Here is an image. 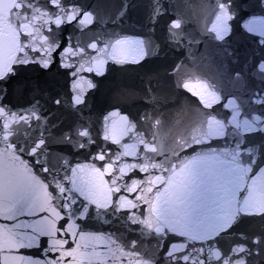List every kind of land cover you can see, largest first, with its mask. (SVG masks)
I'll list each match as a JSON object with an SVG mask.
<instances>
[{
  "label": "snow or ice",
  "instance_id": "6c2138e0",
  "mask_svg": "<svg viewBox=\"0 0 264 264\" xmlns=\"http://www.w3.org/2000/svg\"><path fill=\"white\" fill-rule=\"evenodd\" d=\"M58 12H49L38 7L36 0H0V81L6 80L14 74V65L39 63L42 68H48L52 63V53L60 47L58 41L42 33L44 25L55 23L57 27L65 22L76 20L81 15V10L73 7L65 9L62 0H50ZM219 11L215 15L208 33H215L216 40H223L230 31L227 21L232 19L228 12V5L223 0H217ZM123 14V13H121ZM164 9L160 0H154L151 19L156 22ZM79 20L81 26L92 23V13L83 12ZM44 17H47L45 20ZM54 17V19H53ZM184 21L177 16L168 26L169 39L179 45L185 37L182 29ZM256 22L247 25L250 32H259L262 37L260 43L264 44V21L259 22V27H253ZM51 32V28H49ZM39 36V40L37 37ZM24 37V39H22ZM131 38L117 39L110 45L105 44L103 52L117 63L125 61L121 56L135 55L143 52L144 41L134 43L141 46L136 49L122 48L121 45L130 42ZM25 40L27 42H25ZM191 43L192 41L189 40ZM38 45L42 55L39 58L29 57L28 48L37 51ZM88 47L97 49L94 42ZM83 48L74 50L69 40L68 47L60 53L61 66L71 67L65 63L70 56H80ZM23 54V55H21ZM146 54V53H145ZM141 58H143L141 56ZM100 60L99 63H103ZM136 62V61H133ZM84 63L96 64L97 57H92ZM179 65L177 69H179ZM256 73L264 80V59L255 66ZM84 69L80 67L72 73L73 77ZM93 71V67L86 69ZM102 74V73H97ZM189 74L182 87L195 96H199L205 108H212L213 103L219 101L220 96L215 91V85L206 80ZM237 79L240 74L237 73ZM178 86L179 82H178ZM88 87H94L91 81ZM197 87L209 89L214 97L212 102H207ZM79 89L78 83H73V91ZM3 91V89H0ZM62 101L57 99L59 105ZM83 91H77L73 97V107L82 104ZM264 104V96L256 101ZM235 100H230L225 107L235 105ZM239 105L233 109V119L225 122L217 119L215 115L199 113L194 126L190 131L179 135L173 147L169 148L164 142V137L159 135L162 125L160 118L150 125L146 132H136L138 143L143 145V152L137 151V145L122 144L124 151L117 153L115 160H109L103 167L92 164L77 163L71 167L70 162L63 156H56L52 161L46 157L48 152L49 136L46 133L48 117L42 115L37 105L22 110H12L5 105H0V217L17 221V218L27 211L34 215L36 211L48 212L34 222L19 221L11 225L0 224V264H124L125 259H135L136 264H158L156 260L144 259L136 251L137 243L132 241L130 246L119 243L118 237L112 234L85 232L75 223V213L72 205L76 199L72 193L79 192L88 204H81L83 212L79 218L88 214L89 204L96 208L111 211L113 215L125 212L127 219L132 224L141 225V235L149 236L153 233L158 241V246H163L162 241L168 235L183 237V243H173L163 255L165 264H213V261L222 264H247L246 257L251 255V250L244 244H237L227 252L217 247L218 239L222 234L237 222L241 215L264 217V167H259L257 160L258 149L255 146H246L245 133L264 132V119L261 116H252L241 123L235 119L239 115ZM116 116L118 113H111ZM33 119L36 121L33 127ZM109 117H105V121ZM125 127L113 128V143L120 145V136L128 135L135 131L137 125L127 116L121 117ZM152 120L151 114L145 113L141 121L147 124ZM232 126L229 131V126ZM24 130L28 138L24 146L11 141L12 137ZM39 129L40 135L33 138L32 133ZM151 136L148 139L147 136ZM78 138H86L80 142ZM104 139L108 140V130L105 129ZM62 142L73 144L74 147L84 148L92 143L88 129L78 131L73 137L69 132L61 137ZM209 140H223L224 146L218 148L207 147V150L197 151L193 146H206ZM31 148L30 152L27 149ZM183 150H191L194 154L181 158ZM25 153L36 158V164L44 174L40 179L29 166L27 161L21 160L17 153ZM165 153H171L166 156ZM135 156L143 160L142 163H122L116 168V161L123 156ZM165 156L157 162V157ZM45 157V159H41ZM94 160L105 161L106 154L101 152ZM259 167V171L255 169ZM71 176L68 175V169ZM90 169L91 175H80L79 172ZM138 169L145 174L144 179L130 178L131 183L125 179L129 172ZM63 172V175H61ZM159 173L158 175L154 173ZM254 173V174H253ZM252 174V175H250ZM108 177L107 179L105 177ZM71 184L72 187H67ZM53 188L59 195H53L49 188ZM68 193L67 196H64ZM134 194V198L129 196ZM118 196V199L116 198ZM63 197V200L60 199ZM146 206L141 209L140 205ZM66 211L68 226H58V221L64 219L62 212ZM99 215V212H98ZM30 229L31 231H29ZM71 234L75 247H66L68 239L58 238ZM41 237L48 238L47 247L43 249V258H33L19 254L22 248H40ZM243 238V237H242ZM260 237L253 243L259 244ZM106 241L104 250L98 251L96 242ZM201 242V247L196 248L194 242ZM258 251V250H257ZM50 253L57 255L50 257ZM239 254H244L240 256Z\"/></svg>",
  "mask_w": 264,
  "mask_h": 264
}]
</instances>
